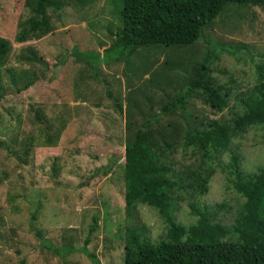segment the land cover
I'll return each mask as SVG.
<instances>
[{"label":"rangeland","instance_id":"374dc122","mask_svg":"<svg viewBox=\"0 0 264 264\" xmlns=\"http://www.w3.org/2000/svg\"><path fill=\"white\" fill-rule=\"evenodd\" d=\"M51 1L52 30L18 43L16 24L30 12L23 0H0V36L12 47L0 68V264H95L80 250L94 222L87 250L100 264H123L127 229L156 242L167 226L155 208L124 202L125 141L185 85L212 36L214 42L244 48L229 47L211 64L215 80L230 89L227 107L216 111L196 91L183 114L176 110L150 124L158 144L171 143L161 155L164 162L199 165L200 153L186 148L183 139L186 125L203 128L244 110L240 99L259 84L257 65L264 64V4L228 5L192 45H146L128 60H113L116 50L103 52L122 29L121 0ZM75 45L80 57L72 53ZM59 132L55 146L44 144ZM232 155L241 170L256 172L264 165V128L249 127L211 160L215 171L207 191L178 201L177 222L196 220L190 201L225 202L216 218L231 224L243 200L230 181Z\"/></svg>","mask_w":264,"mask_h":264},{"label":"trees","instance_id":"16d2710c","mask_svg":"<svg viewBox=\"0 0 264 264\" xmlns=\"http://www.w3.org/2000/svg\"><path fill=\"white\" fill-rule=\"evenodd\" d=\"M121 3L122 29L116 31L115 41L103 52L106 55V52L116 50L119 54L113 60L120 57L128 60L137 48L146 45H192L204 34V26L224 14L228 5L259 6L264 4V0H121ZM22 6L30 15L18 20L14 36L16 42L32 41L52 30L47 14V9L53 6L51 0H23ZM205 42L204 58L192 66L185 85L177 88L159 113L149 115L143 128L137 129L124 143L126 206L145 204L153 207L167 226L165 237L156 242L142 237L134 229H127L123 264H264V165L256 172H244L238 166L237 157L231 156L228 167L231 185L243 198L231 224L225 225L216 218L219 210L227 207L225 202L199 205L190 201V212L196 220L185 225L174 218L178 201L186 194L197 198L207 191L215 171L211 160L226 151L231 140L245 133L249 127L259 125L264 128V64H258L259 84L253 87V92L246 99H240L244 109L241 113H234L229 121L212 120L203 128L186 125L183 139L186 148L200 153L199 165L175 167L161 159L165 147L169 149L171 143L164 141L165 147L158 144L150 125L152 122L176 110L183 114L189 98L196 91L203 102L216 111L227 107L230 89L215 80L211 64L221 51L229 50V47L242 48L243 51L244 48L214 42L212 36H208ZM11 48L10 41L0 36V68L6 65ZM72 53L76 57L81 55L76 45ZM186 114L184 117L191 115ZM59 134H50L44 144L55 146ZM29 144L24 147L26 154L33 147L32 140ZM100 169L107 172L106 167H99L98 171ZM181 191L185 192L184 195H180ZM93 224L80 250L93 263L100 264L86 248L89 234L96 228L95 222ZM34 231L39 238H44L40 229L34 227ZM50 248L55 252L60 250Z\"/></svg>","mask_w":264,"mask_h":264},{"label":"clouds","instance_id":"9594fccd","mask_svg":"<svg viewBox=\"0 0 264 264\" xmlns=\"http://www.w3.org/2000/svg\"><path fill=\"white\" fill-rule=\"evenodd\" d=\"M150 226H153V225H150ZM158 230V229H157Z\"/></svg>","mask_w":264,"mask_h":264}]
</instances>
